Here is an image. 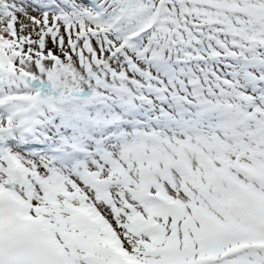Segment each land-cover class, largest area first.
<instances>
[{
	"label": "snow or ice",
	"instance_id": "snow-or-ice-1",
	"mask_svg": "<svg viewBox=\"0 0 264 264\" xmlns=\"http://www.w3.org/2000/svg\"><path fill=\"white\" fill-rule=\"evenodd\" d=\"M0 264H264V0H0Z\"/></svg>",
	"mask_w": 264,
	"mask_h": 264
}]
</instances>
